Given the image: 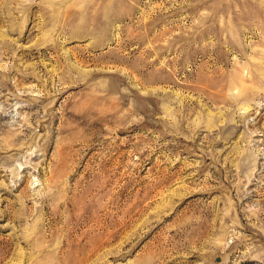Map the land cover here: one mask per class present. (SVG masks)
<instances>
[{
	"label": "rangeland",
	"instance_id": "374dc122",
	"mask_svg": "<svg viewBox=\"0 0 264 264\" xmlns=\"http://www.w3.org/2000/svg\"><path fill=\"white\" fill-rule=\"evenodd\" d=\"M0 264H264V0H0Z\"/></svg>",
	"mask_w": 264,
	"mask_h": 264
}]
</instances>
